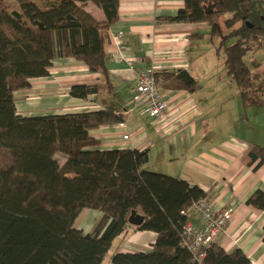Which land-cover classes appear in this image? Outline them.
Here are the masks:
<instances>
[{
	"label": "trees",
	"instance_id": "1",
	"mask_svg": "<svg viewBox=\"0 0 264 264\" xmlns=\"http://www.w3.org/2000/svg\"><path fill=\"white\" fill-rule=\"evenodd\" d=\"M0 0V264H101L115 238L124 239L131 210L144 215L134 230L156 238L148 251L114 250L109 264H196L182 243L191 204L206 193L186 180L149 169L147 149H100L89 129L125 120L109 109L24 116L14 93L33 77L48 75L58 57L82 61L102 82L75 84L70 95L112 90L107 68L108 28L118 20L119 0ZM92 2L104 13L96 20L84 9ZM158 20L205 22L216 53L224 55L243 108L264 107V0H184ZM160 86L194 92L197 81L184 69L154 71ZM59 152L65 160L60 164ZM247 164L264 162L254 144ZM246 203L264 210V191ZM83 209L100 212L91 232L74 226ZM264 238V226H263ZM202 264H251L238 247L225 251L214 239Z\"/></svg>",
	"mask_w": 264,
	"mask_h": 264
},
{
	"label": "crops",
	"instance_id": "2",
	"mask_svg": "<svg viewBox=\"0 0 264 264\" xmlns=\"http://www.w3.org/2000/svg\"><path fill=\"white\" fill-rule=\"evenodd\" d=\"M183 5L184 0H119L118 20L108 28L106 45L112 90L104 94L103 102L95 94L85 99L71 96L72 85H91L102 79L82 61L58 57L48 75L31 78L26 88L14 93L16 110L24 116L97 109L123 114L122 122L89 129L100 140L98 148L147 149L149 169L197 185L213 207L232 210L225 229L215 237L225 251L238 247L251 264H264V210L246 203L254 191H264V162L255 167L257 161H244L254 144L264 147V107L243 108L239 91L226 73L224 55L216 53L205 22L157 19ZM84 9L96 20L104 19L94 3L85 2ZM119 32L122 35L117 39ZM119 41L127 48L120 50ZM255 56L263 60L264 47ZM146 69H184L199 88L190 92L161 87L170 109L162 118L153 119L134 98L136 73ZM125 133L129 135L126 140L122 138ZM99 217L98 210L83 209L74 226L91 232ZM190 220L197 224L195 215ZM132 227L129 224L124 239L113 240L110 255L116 249L139 252L151 248L156 233Z\"/></svg>",
	"mask_w": 264,
	"mask_h": 264
},
{
	"label": "built area",
	"instance_id": "3",
	"mask_svg": "<svg viewBox=\"0 0 264 264\" xmlns=\"http://www.w3.org/2000/svg\"><path fill=\"white\" fill-rule=\"evenodd\" d=\"M121 35L119 32L115 38L119 39ZM119 46L120 50L127 48L121 41ZM154 71V69H146L136 73L134 98L141 101L144 113L153 119H160L170 109V102L161 89L160 77H156ZM122 138L126 140L129 135L125 133ZM182 213H187L190 218L192 215L197 218V224H194L190 218L183 224L182 243L191 251L192 261L202 264L206 248L225 229L232 217V210L219 211L202 197L195 200L188 210Z\"/></svg>",
	"mask_w": 264,
	"mask_h": 264
},
{
	"label": "water",
	"instance_id": "4",
	"mask_svg": "<svg viewBox=\"0 0 264 264\" xmlns=\"http://www.w3.org/2000/svg\"><path fill=\"white\" fill-rule=\"evenodd\" d=\"M144 220V215L137 212L136 210H131L128 215L127 221L130 225L137 226Z\"/></svg>",
	"mask_w": 264,
	"mask_h": 264
},
{
	"label": "rangeland",
	"instance_id": "5",
	"mask_svg": "<svg viewBox=\"0 0 264 264\" xmlns=\"http://www.w3.org/2000/svg\"><path fill=\"white\" fill-rule=\"evenodd\" d=\"M9 1H10L11 5H12V8L18 9V4H17V2L15 0H9ZM55 157L57 158V160H58V162L60 164L63 163V159H62V154L61 153L56 152L55 153ZM154 169H155V167H154ZM109 256H110V252H108V254L105 256V258L103 259L101 264H109Z\"/></svg>",
	"mask_w": 264,
	"mask_h": 264
}]
</instances>
